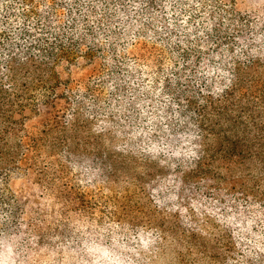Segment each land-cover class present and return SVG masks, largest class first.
Returning <instances> with one entry per match:
<instances>
[{"label":"trees","instance_id":"16d2710c","mask_svg":"<svg viewBox=\"0 0 264 264\" xmlns=\"http://www.w3.org/2000/svg\"><path fill=\"white\" fill-rule=\"evenodd\" d=\"M258 1L0 0V186L18 174L46 182V152L89 161L88 179L127 178L124 195L106 209L140 246L153 243L150 228L183 245L182 261L224 263L199 228L207 218L223 229L230 252L237 247L244 263L264 264V9L252 20L243 9ZM177 29L203 40L184 47L188 36L180 40ZM122 110L136 132L152 135L121 150L88 147L122 134ZM33 121L40 126L31 137ZM9 194L0 187V251L26 225L40 255L62 248L52 244L49 218L27 222ZM57 196L75 209L94 204L84 191ZM84 247L95 252L87 264H140L110 238ZM78 256L66 259L85 264Z\"/></svg>","mask_w":264,"mask_h":264},{"label":"rangeland","instance_id":"374dc122","mask_svg":"<svg viewBox=\"0 0 264 264\" xmlns=\"http://www.w3.org/2000/svg\"><path fill=\"white\" fill-rule=\"evenodd\" d=\"M243 9L244 14L246 13L250 17L251 12L264 9V0L249 2L248 6H244ZM157 15L158 12L156 18ZM237 16L239 15L237 14ZM230 18L234 19L235 15L230 16ZM250 19L252 20L251 17ZM116 29H119V26ZM221 30L224 31V29ZM177 32L180 35V40L184 39L185 34L188 36L184 47L194 49V45L203 40L201 32L199 36H191L193 32L191 33L189 29H177ZM185 74L188 77V72ZM107 80V70L104 69L96 79L98 89H101ZM88 93L92 95L93 88L89 89ZM103 96H107V92H104ZM128 112V110L117 112L120 117H118L117 124H115V129L122 134L116 135L113 143L108 139H104V137L99 141H92L88 147L100 144L104 150H108L104 147L114 148L116 146L117 150H121L128 139L137 143L140 139L152 135L147 130L136 132L135 129L138 126L135 121L129 120L130 114ZM137 116L134 113L132 118H137ZM121 117H123L124 122L120 120ZM144 117L146 116L141 115V119ZM141 119L138 120L142 121ZM39 124L37 121L29 122L28 128L31 133L29 136L37 135ZM45 154L48 159L46 160L45 157L42 164L48 170L47 172H50L48 178L46 177V182H39L33 173L30 175L18 174L10 177L0 187L2 190L8 191V194L15 195L17 201L24 207V212L21 211V214L23 213L22 215L26 216L27 222L38 215H41L42 218L47 216L49 218L48 231L52 244L63 247L57 248L58 250L52 254L40 255L41 252L29 246L28 241L32 237V231L29 225H26L23 228L24 233L13 239L10 236L3 239L0 264H77L74 262V258L66 259V255H72L76 252L79 255L78 257H82L83 263L87 264L95 252L90 248L81 247L84 245V240L89 239L90 241L95 238L102 239L104 244L110 238L118 246H121L120 250L123 247L130 251L131 258L136 259L140 264H247L240 258L241 251L237 247L230 252L232 246L223 229H219L212 222L210 223L207 218L199 221V228L207 235V238H210L208 240H210L211 245L215 242L218 243L222 257L227 260L224 263L219 261L210 263L209 259L203 255L182 261L179 255L184 250L183 245L179 241H173V239L161 240L158 232L156 233L150 228L145 229L146 239L151 238L154 244L151 242L140 246L133 228H122L117 221H112L108 217L109 209H106L113 202V196L124 195V190L129 185L127 178H122L120 182L116 183L97 181L93 176L91 180L88 179L87 170V166L91 162H82L79 159L67 158L63 155L50 156L47 155V152ZM81 191L86 192L88 197L92 199L94 204H92L91 210L88 208L84 210L82 207L71 208L64 202L66 201L64 198L61 200L57 196V194L64 192L69 195L68 198L73 199ZM65 226L69 227L68 230H65ZM71 230H76L80 235L73 233ZM155 236L156 240H154Z\"/></svg>","mask_w":264,"mask_h":264}]
</instances>
